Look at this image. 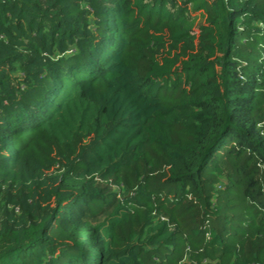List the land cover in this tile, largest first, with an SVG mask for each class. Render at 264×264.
<instances>
[{
  "label": "trees",
  "instance_id": "trees-1",
  "mask_svg": "<svg viewBox=\"0 0 264 264\" xmlns=\"http://www.w3.org/2000/svg\"><path fill=\"white\" fill-rule=\"evenodd\" d=\"M0 264H264V0H0Z\"/></svg>",
  "mask_w": 264,
  "mask_h": 264
}]
</instances>
